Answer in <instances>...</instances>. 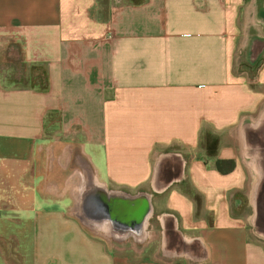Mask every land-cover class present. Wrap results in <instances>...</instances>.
<instances>
[{
	"label": "crops",
	"instance_id": "1",
	"mask_svg": "<svg viewBox=\"0 0 264 264\" xmlns=\"http://www.w3.org/2000/svg\"><path fill=\"white\" fill-rule=\"evenodd\" d=\"M9 51L43 89L2 76ZM263 111L264 0H0V264H264L243 146ZM86 170L153 195L144 243L82 221Z\"/></svg>",
	"mask_w": 264,
	"mask_h": 264
},
{
	"label": "water",
	"instance_id": "2",
	"mask_svg": "<svg viewBox=\"0 0 264 264\" xmlns=\"http://www.w3.org/2000/svg\"><path fill=\"white\" fill-rule=\"evenodd\" d=\"M243 146L246 156L252 160L257 180L252 191L255 210L253 225L264 234V111L255 123L244 130ZM155 191H163L174 178H163V171H156ZM164 182L163 185H160ZM167 182V183H166ZM79 213L82 221L95 229H103L115 239L133 237L137 243H144L149 236L148 229L153 218V195L148 192L129 194L105 190L90 171L78 193ZM183 250V249H182Z\"/></svg>",
	"mask_w": 264,
	"mask_h": 264
},
{
	"label": "rangeland",
	"instance_id": "3",
	"mask_svg": "<svg viewBox=\"0 0 264 264\" xmlns=\"http://www.w3.org/2000/svg\"><path fill=\"white\" fill-rule=\"evenodd\" d=\"M8 54H11V59H12L11 61H13V63H11L10 66H12V69L14 68V70H11V73H9L7 71L4 74H2V76L9 77L14 82H16L18 86H21V87L38 86L39 89H43L46 86V83H47L46 78L47 77L45 75H43V77H42L41 74L38 75L36 73L37 72L36 68L26 66V64H22L20 62V59L17 57L18 54L16 52L9 51ZM240 61L242 63L241 64L242 66H244V65L246 66L245 51H242V57H241ZM8 65L9 64H7L6 66H8ZM15 112L17 115L30 116L31 118L33 117L34 120H36L41 114V107H40V104H35L32 107H27L24 105H17L15 107ZM67 113L70 116L75 115V107L72 105V103H70V105H68ZM151 224L156 226L154 219L151 220ZM259 240H261V239H259ZM129 247L131 249H128V250H125L122 252H128L130 254H133V253H138L143 249V248H140V246L136 247L133 244H129ZM152 250H153L152 246L146 248V251H148V252H150Z\"/></svg>",
	"mask_w": 264,
	"mask_h": 264
},
{
	"label": "flooded vegetation",
	"instance_id": "4",
	"mask_svg": "<svg viewBox=\"0 0 264 264\" xmlns=\"http://www.w3.org/2000/svg\"><path fill=\"white\" fill-rule=\"evenodd\" d=\"M256 47V42H254L253 43V45H252V49L254 50V48ZM255 56V55H254ZM253 56V59L255 58ZM251 173H252V177H253V185H252V187H254V184L256 183V180H257V174H256V171H255V167L253 166V164L251 163ZM253 191V190H252ZM254 218H255V215H254ZM253 222H254V219H253ZM252 222V223H253ZM255 231H256V233L258 234V235H260L261 237H264V234L263 233H261V232H259L257 229H256V227H255Z\"/></svg>",
	"mask_w": 264,
	"mask_h": 264
}]
</instances>
